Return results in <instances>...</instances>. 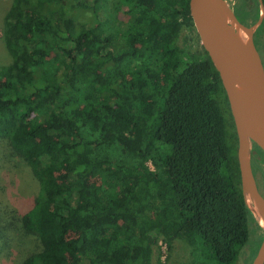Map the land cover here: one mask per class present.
Listing matches in <instances>:
<instances>
[{
	"label": "trees",
	"instance_id": "16d2710c",
	"mask_svg": "<svg viewBox=\"0 0 264 264\" xmlns=\"http://www.w3.org/2000/svg\"><path fill=\"white\" fill-rule=\"evenodd\" d=\"M237 1L255 23L258 0ZM5 19L0 139L38 183L20 223L40 249L21 264H153L158 238L237 264L260 245L219 74L177 44L188 0H14Z\"/></svg>",
	"mask_w": 264,
	"mask_h": 264
},
{
	"label": "water",
	"instance_id": "95a60500",
	"mask_svg": "<svg viewBox=\"0 0 264 264\" xmlns=\"http://www.w3.org/2000/svg\"><path fill=\"white\" fill-rule=\"evenodd\" d=\"M254 26L241 23L227 0H188L189 15L203 49L219 74L227 97L237 137L236 159L240 186L263 239L251 264H264V196L260 193L251 167L252 145L264 152V65L254 43ZM248 73L245 81L238 75Z\"/></svg>",
	"mask_w": 264,
	"mask_h": 264
},
{
	"label": "rangeland",
	"instance_id": "374dc122",
	"mask_svg": "<svg viewBox=\"0 0 264 264\" xmlns=\"http://www.w3.org/2000/svg\"><path fill=\"white\" fill-rule=\"evenodd\" d=\"M234 9L238 5L237 0H227ZM251 10L253 3L247 1ZM14 0H0V67L11 64L12 59L3 42V29L6 24V15L13 6ZM251 26V20H247ZM180 48L195 51L203 48L196 31L182 29L178 42ZM264 60V31L261 40L257 43ZM255 145H252V151ZM256 178L264 194V162L256 163ZM149 167L153 166L149 163ZM38 193V183L34 179L30 169L10 148L7 139H0V264H21L30 254L39 251V241L31 235L23 232L20 217L27 212ZM259 243L250 241L243 248L237 264H251L252 253ZM153 264H192L191 249L182 241L175 240L168 245L158 238L153 246Z\"/></svg>",
	"mask_w": 264,
	"mask_h": 264
},
{
	"label": "flooded vegetation",
	"instance_id": "af4514ba",
	"mask_svg": "<svg viewBox=\"0 0 264 264\" xmlns=\"http://www.w3.org/2000/svg\"><path fill=\"white\" fill-rule=\"evenodd\" d=\"M260 40H261V35H260V37H259V41H260ZM255 46H256V45H255ZM256 48H257V50L259 51V54H260L261 59H262V63H263V65H264V60H263V58H262L261 51L259 50V48H258L257 46H256ZM251 167H252V172H253V175H254V178H255V181H256L257 187H258L260 193L264 196V194H263L262 191H261L260 185H259L258 182H257V178H256V169H257V166H256V163L253 162L252 157H251ZM257 235H258V236L263 235L262 231H261V230L258 231V232H257ZM262 239H263V238H262ZM261 241H262V240H261ZM260 244H261V242H260ZM259 246H260V245H259ZM258 248H259V247H258Z\"/></svg>",
	"mask_w": 264,
	"mask_h": 264
},
{
	"label": "bare ground",
	"instance_id": "6f19581e",
	"mask_svg": "<svg viewBox=\"0 0 264 264\" xmlns=\"http://www.w3.org/2000/svg\"><path fill=\"white\" fill-rule=\"evenodd\" d=\"M238 76L245 81H248L250 79V75L248 73L239 74ZM262 142L264 144V139H262ZM247 204L248 206L251 205L249 200L247 201Z\"/></svg>",
	"mask_w": 264,
	"mask_h": 264
}]
</instances>
